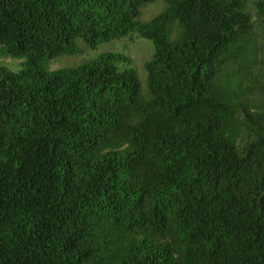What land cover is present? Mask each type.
Returning <instances> with one entry per match:
<instances>
[{"label": "trees", "instance_id": "obj_1", "mask_svg": "<svg viewBox=\"0 0 264 264\" xmlns=\"http://www.w3.org/2000/svg\"><path fill=\"white\" fill-rule=\"evenodd\" d=\"M158 1L0 0V264H264V0Z\"/></svg>", "mask_w": 264, "mask_h": 264}, {"label": "rangeland", "instance_id": "obj_2", "mask_svg": "<svg viewBox=\"0 0 264 264\" xmlns=\"http://www.w3.org/2000/svg\"><path fill=\"white\" fill-rule=\"evenodd\" d=\"M164 4L161 0L148 5L143 10V19L148 21L154 16L158 15L162 10ZM83 54L76 57L60 58L51 62V69H59L68 66H74L82 63L85 60L94 58L102 53H123L131 58L135 67L137 68L141 80L144 82L146 77L145 64L149 61L153 54V45L150 41L137 36L123 38L112 43L102 44L97 49H91L83 44H80ZM19 61L0 56V64H9L13 67L17 66ZM16 69V67L14 68Z\"/></svg>", "mask_w": 264, "mask_h": 264}]
</instances>
